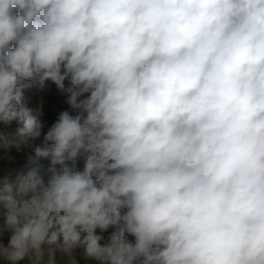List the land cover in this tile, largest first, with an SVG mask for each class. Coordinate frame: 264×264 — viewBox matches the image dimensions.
<instances>
[{"label":"clouds","instance_id":"obj_1","mask_svg":"<svg viewBox=\"0 0 264 264\" xmlns=\"http://www.w3.org/2000/svg\"><path fill=\"white\" fill-rule=\"evenodd\" d=\"M12 121L0 264H264V0H0Z\"/></svg>","mask_w":264,"mask_h":264},{"label":"rangeland","instance_id":"obj_2","mask_svg":"<svg viewBox=\"0 0 264 264\" xmlns=\"http://www.w3.org/2000/svg\"><path fill=\"white\" fill-rule=\"evenodd\" d=\"M25 96L29 107L36 108L38 105L43 103V116L42 121L45 124L44 131L55 122L60 111L68 108V105L64 103L65 97L57 94L55 87L52 86L51 91L41 93L36 88H29L25 90ZM21 125L17 121H12L9 124L0 122V136L11 137L18 127ZM42 137L36 141L31 142V146H21L19 150L15 147L5 148L0 145V179L5 176H11L14 178L17 174H26L31 168L39 165L46 167L48 161L41 158L36 159L34 156V147L42 144ZM33 157V159H29ZM82 166V165H81ZM0 209V225L3 224L4 217ZM114 228H109L106 232L102 233L107 240L108 236ZM99 233V230H97ZM128 240L134 243V237L128 235ZM79 264H94L92 261H85L81 257L77 256ZM58 264H63L60 261L59 256L57 257ZM19 264H30V261L25 258L20 261Z\"/></svg>","mask_w":264,"mask_h":264}]
</instances>
